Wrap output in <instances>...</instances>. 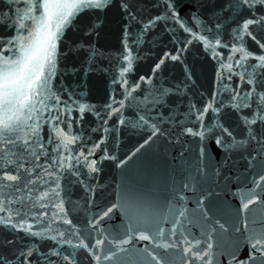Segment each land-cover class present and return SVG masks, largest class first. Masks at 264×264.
Returning a JSON list of instances; mask_svg holds the SVG:
<instances>
[{
	"label": "snow or ice",
	"instance_id": "snow-or-ice-1",
	"mask_svg": "<svg viewBox=\"0 0 264 264\" xmlns=\"http://www.w3.org/2000/svg\"><path fill=\"white\" fill-rule=\"evenodd\" d=\"M0 264H264V0H0Z\"/></svg>",
	"mask_w": 264,
	"mask_h": 264
},
{
	"label": "water",
	"instance_id": "water-1",
	"mask_svg": "<svg viewBox=\"0 0 264 264\" xmlns=\"http://www.w3.org/2000/svg\"><path fill=\"white\" fill-rule=\"evenodd\" d=\"M102 87V86H101Z\"/></svg>",
	"mask_w": 264,
	"mask_h": 264
}]
</instances>
